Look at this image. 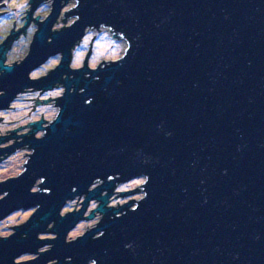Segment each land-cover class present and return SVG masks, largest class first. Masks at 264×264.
<instances>
[{
    "label": "water",
    "instance_id": "1",
    "mask_svg": "<svg viewBox=\"0 0 264 264\" xmlns=\"http://www.w3.org/2000/svg\"><path fill=\"white\" fill-rule=\"evenodd\" d=\"M68 1L52 0L38 20L29 0L22 28L0 44V110L24 89L63 86L46 126L0 136H23L0 155L31 150L22 172L0 181V221L34 209L0 238V264H264V0H76L64 12L75 20L55 30ZM32 20L27 54L4 64L10 35ZM100 27L126 41L125 53L92 67L90 42L72 67V49ZM56 55L51 71L30 77ZM138 178L141 189L118 195L140 199L106 206ZM75 198L80 209L61 214ZM95 211L96 225L66 241ZM46 231L55 236L39 238ZM27 253L36 256L15 260Z\"/></svg>",
    "mask_w": 264,
    "mask_h": 264
},
{
    "label": "rangeland",
    "instance_id": "2",
    "mask_svg": "<svg viewBox=\"0 0 264 264\" xmlns=\"http://www.w3.org/2000/svg\"><path fill=\"white\" fill-rule=\"evenodd\" d=\"M39 1L34 8L33 18L38 16V20H42L50 11L52 0H36ZM5 6L0 8V41L7 38L10 34L11 29L13 31H17L21 29L27 12L31 8V4L29 0H6ZM76 5V0H69L66 4H64L60 16L54 24V29H60L64 26L70 25L74 20V16H66L64 15L65 11H69ZM23 17V18H21ZM65 19V21L63 20ZM14 23V25H13ZM37 29V23L32 20L30 24L24 30H21L19 34H17L16 39H12V35H10L8 39V54H7V63L12 64L13 62L19 63L24 56L27 54L30 42L32 40L33 34ZM97 29H88L84 34L83 38L79 40V42L75 45L71 52V61L70 65L72 67H80L82 66L86 54L89 50L90 42V53L87 56V63L89 66L94 67L96 64L101 62L102 60L110 61L113 59H117L121 55H123L127 48V43L123 38H112V33L106 27H100ZM94 36V37H93ZM93 38V39H92ZM92 39V41H91ZM10 43V44H9ZM59 55L50 57L44 64L36 68L30 73L31 78L42 77L49 71H51L59 62ZM63 92V86L57 85L54 86L53 89L44 92L43 95H36L34 93L21 95L19 100L13 102L12 108L10 107L8 112L0 111V135H4L10 130L16 129L18 126H25L28 123H31L30 120H38L42 119L47 121V124L53 120L58 112V107L55 105L56 98L60 96ZM52 99L43 102V99ZM14 120V121H12ZM27 128H23L22 131ZM19 132L18 130H15ZM43 133L38 132L34 134L36 137H40ZM15 140H10L5 144L6 146L11 145V142ZM4 145V144H3ZM31 150L27 147L15 148L9 153L5 154L6 156L1 157L0 159V181H3L7 178L17 176L23 170V164L26 163ZM144 182L143 178L133 179L129 182L121 184L119 188H117L116 198L110 200V206L116 207L118 205H122L123 203L133 199L137 201L143 196L142 191H138L129 196L120 197L118 194L121 191L132 190L134 188H139V185H142ZM98 183H94L91 187L93 188ZM33 191L37 190V184L33 186ZM118 195V196H117ZM3 194L0 195V197ZM114 196V197H115ZM83 198H75L74 200L66 203L61 209V214H65L69 211L79 210L81 207V202ZM90 204L88 207V211L90 208H95L96 203ZM118 203V204H117ZM34 209L30 210H17L7 217L0 221V238L9 236L13 233L12 226H18L23 224L31 215ZM89 214V212H88ZM87 214V215H88ZM98 216L95 219H91L88 221H80L78 224L69 231L66 236V241H70L75 239L77 236L82 235L86 229L94 227L98 221ZM55 235L51 232H45L39 235L41 239L44 238H53ZM50 245H44L40 249V251H44L48 249ZM32 255H21L18 256L16 261H24L29 260L34 257ZM55 261H50L47 264H55Z\"/></svg>",
    "mask_w": 264,
    "mask_h": 264
},
{
    "label": "flooded vegetation",
    "instance_id": "3",
    "mask_svg": "<svg viewBox=\"0 0 264 264\" xmlns=\"http://www.w3.org/2000/svg\"><path fill=\"white\" fill-rule=\"evenodd\" d=\"M34 1H36V0H34ZM6 39V38H5ZM3 42V40H1L0 41V44ZM6 47H7V49H6V51H5V56H4V64H8L7 63V61H6V59H7V54H8V45L6 44ZM0 74H1V71H0ZM30 90V91H29ZM44 92H46V91H42V90H39V89H34V88H28V89H24L23 91H21V92H19L17 95H16V97L10 102V104H9V106L7 107V108H5V109H2V110H0V111H5V112H8L9 111V109H10V107L12 108V103L13 102H15L16 100H19V98H20V96L21 95H24V94H29V93H34V94H36V95H43L44 94ZM41 119V118H40ZM40 119H38V120H40ZM38 120H30V121H32V122H35V121H38ZM12 121H14V120H12ZM45 121V120H44ZM41 125L42 126H46L47 125V121H45V122H41ZM34 124H26L24 127H22V126H18V127H22V128H20V129H17L19 132H16V131H14L13 133L14 134H22V133H26V132H28L29 130H31V129H33L34 127ZM18 127H16V128H18ZM23 128H27L26 130H24V131H22V129ZM38 132H41V133H43V130H40V131H36V130H34L33 131V133H32V135H34V134H36V133H38ZM8 134H11V131L10 132H8V133H6V134H4V135H8ZM4 135H0V136H4ZM27 135H30V133H26V134H24V136H27ZM15 140L14 142H11L12 144H14L16 141H21L22 139H23V136H19V137H16V138H14L13 136H8V137H5L4 138V140H3V142H1L0 143V147H6V145L5 144H7V142L8 141H10V140ZM4 144V145H3ZM22 147H27V146H22ZM22 147H20V148H22ZM7 153H9V152H7ZM7 153H3L2 155H0V158L1 157H3L5 154H7ZM121 186V184H118L114 189H113V194H112V196L110 197V199H109V202H110V200H112L113 198H114V196L116 195V193H115V191H117V188H119ZM121 197V196H120ZM93 201H95V200H91L90 202H89V205H88V207L90 206V204L91 203H93ZM68 202H70V201H68ZM67 202V203H68ZM109 202L107 203V205L106 206H110V204H109ZM94 203H96V205L98 204V202L97 201H95ZM120 206V205H119ZM88 207H87V209H86V211L84 212V214H83V216H87V214H88V212L90 213L91 212V210L93 209V208H90V211H88ZM96 216H98V220L97 221H99L100 220V218H101V216H102V213H99V212H97V211H95L94 212V215H93V217L92 218H84V219H81V220H79V222L80 221H88V220H91V219H95L96 218ZM78 224V223H77ZM76 224V225H77ZM52 228V225H50L49 227H48V230H50ZM90 229V228H89ZM13 230H14V228H13ZM46 232H51V231H46ZM52 233V232H51ZM40 238V237H39ZM41 248V247H40ZM40 250V249H39ZM28 254V253H27ZM23 255H26V254H23ZM28 255H32L31 257H34L35 255L34 254H28ZM21 256V255H20ZM17 258V257H16ZM15 258V259H16Z\"/></svg>",
    "mask_w": 264,
    "mask_h": 264
}]
</instances>
